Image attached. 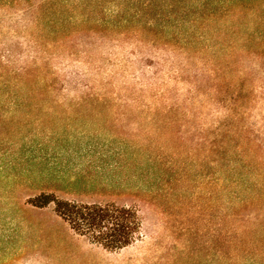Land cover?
Masks as SVG:
<instances>
[{"label": "rangeland", "instance_id": "obj_1", "mask_svg": "<svg viewBox=\"0 0 264 264\" xmlns=\"http://www.w3.org/2000/svg\"><path fill=\"white\" fill-rule=\"evenodd\" d=\"M50 192L135 207L139 238L25 203ZM0 264H264V0H0Z\"/></svg>", "mask_w": 264, "mask_h": 264}, {"label": "trees", "instance_id": "obj_2", "mask_svg": "<svg viewBox=\"0 0 264 264\" xmlns=\"http://www.w3.org/2000/svg\"><path fill=\"white\" fill-rule=\"evenodd\" d=\"M36 70L37 68L28 66L25 70L23 69L20 82L10 86L9 94L17 99L22 97L21 100H34L40 97L42 89L38 88V85H36L38 84L35 74ZM227 70L232 71L233 69L229 67ZM65 77H67V74ZM71 78L70 76V79ZM134 78H136V76H134ZM66 80L67 78H65V81ZM72 83L74 84H71L70 80H68L67 84L62 86V88L68 91L72 88L73 90H77V86L81 84L83 86V95L81 98L85 96L83 99L92 100L97 98L100 100L103 99L102 95L105 97L108 92L103 86L100 88L101 93H97L93 87L83 81L77 83L76 80H72ZM220 87L221 84L219 82L215 83L213 92L215 94L216 92L220 94L222 91ZM44 88H47V86ZM141 90L143 91L144 89ZM195 91L197 90L191 88L189 92L193 93ZM190 98L193 99L192 95ZM164 109L166 113H169L175 111L177 108L175 109L173 104H168ZM157 110L159 111V109H156V111ZM152 119L154 120V118ZM222 125L223 124L220 123L217 128L215 126L211 127L212 129L213 127L216 128L212 132L214 139L219 135L220 132L218 130L222 128L220 127ZM204 139L206 140L209 138L204 137ZM214 139H210V145L215 144ZM25 203L31 204L37 208H44L53 204L57 216L63 219L76 234L88 238L93 244L99 245L107 251L113 252L122 250L133 244L140 235L142 223L138 210L135 207L117 205L115 203L102 204L96 202H83L78 199L61 198L52 192L40 193L39 195L27 198ZM233 215L234 213L229 214L231 218Z\"/></svg>", "mask_w": 264, "mask_h": 264}]
</instances>
